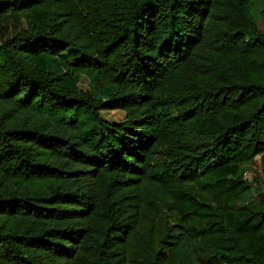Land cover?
I'll return each mask as SVG.
<instances>
[{
    "label": "trees",
    "instance_id": "16d2710c",
    "mask_svg": "<svg viewBox=\"0 0 264 264\" xmlns=\"http://www.w3.org/2000/svg\"><path fill=\"white\" fill-rule=\"evenodd\" d=\"M252 1L0 0V264H264Z\"/></svg>",
    "mask_w": 264,
    "mask_h": 264
},
{
    "label": "rangeland",
    "instance_id": "374dc122",
    "mask_svg": "<svg viewBox=\"0 0 264 264\" xmlns=\"http://www.w3.org/2000/svg\"><path fill=\"white\" fill-rule=\"evenodd\" d=\"M252 15L256 20L259 28L264 32V0H253L252 1ZM47 17V13L40 12L38 10L34 11L32 21H31V28L32 30H41L43 29V21L44 18ZM23 28L22 22L20 17L15 13H9L3 17H0V42L10 38L17 32H19ZM72 56L61 57L56 62L50 61L48 58H38L36 60L37 65L45 70H62L69 74L68 78L63 83L64 86L70 88H76L78 85L79 79L82 75L86 76L91 83L92 91L97 98L106 99L108 96L115 91V87L112 85H106L104 87H99L96 84V72L94 70H83L74 68L68 64V61L71 59ZM85 77V78H86ZM88 81H85L83 84L84 86L87 85ZM252 179V176H249ZM153 196L160 198L161 193L153 192ZM260 198L264 199V195H261ZM235 208H241L242 204L239 202H234ZM197 246V242L193 239H190L188 244L186 245L185 249L189 251H193Z\"/></svg>",
    "mask_w": 264,
    "mask_h": 264
}]
</instances>
